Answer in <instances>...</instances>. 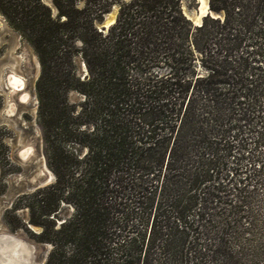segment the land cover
<instances>
[{
    "label": "trees",
    "instance_id": "obj_1",
    "mask_svg": "<svg viewBox=\"0 0 264 264\" xmlns=\"http://www.w3.org/2000/svg\"><path fill=\"white\" fill-rule=\"evenodd\" d=\"M81 1L52 0L55 12L44 0H0L41 66L38 123L55 181L33 193L40 213L30 206V223L52 245L45 264H206L220 255L221 264H264V213L250 201L264 180V0H210L224 17L200 26L181 0L122 1L107 32L97 24L117 0ZM195 51L217 58L208 77L188 75ZM160 67L168 72L155 74ZM193 81L220 90L216 118L231 121H216L215 139L202 131L208 168L159 204L150 225L145 199L171 197L182 177L174 163L189 143ZM219 149L221 158L208 153ZM62 203L73 213L57 227ZM22 207L18 198L13 210Z\"/></svg>",
    "mask_w": 264,
    "mask_h": 264
},
{
    "label": "rangeland",
    "instance_id": "obj_2",
    "mask_svg": "<svg viewBox=\"0 0 264 264\" xmlns=\"http://www.w3.org/2000/svg\"><path fill=\"white\" fill-rule=\"evenodd\" d=\"M122 1L128 3L131 0H117L112 4L110 11L104 15L103 21L97 24L101 31L107 32L112 25H109L110 23L107 24V21L110 19V14L112 15L115 13L114 21L116 22ZM44 2L50 5L56 12L52 0H44ZM79 5H83V0ZM218 5L221 6V0ZM198 7H200L198 0H181L182 13L195 26H200L204 23L205 18L208 16V14L203 16L201 22L198 23L200 25H196L197 23H195L193 16H195L194 13ZM213 14L214 15H212V13L209 14V17L220 19L224 17V13H221V11H213ZM208 25L210 29L216 31V23L208 20ZM214 60H217V58H209L205 55L203 58L202 53L195 51L194 68L196 72L192 74L188 71V75L201 78L208 77L209 74L212 73L211 68L216 65ZM81 63L82 62L79 60L77 61L79 73L84 76L86 71L84 66L80 70ZM40 72V61L33 47L22 38L21 34L9 24L5 16L0 12V235L11 234L19 238L22 242L33 246L32 251L35 264H45L49 252L52 249V245L47 242L39 241L36 237L45 227L30 223L31 213L33 212L30 206H34L32 208H34L36 214L40 213V205H38L36 198L33 197V193L55 181V175L53 174L52 176V174H50L51 178L46 184L41 185L38 189L29 188L30 183L34 181L35 175L41 171L40 168H42L41 166L44 163V159L46 161L42 130L38 123L39 101L36 83L40 76ZM153 72L155 74L164 75L168 72V69L166 67H160L155 68ZM8 76L9 80L7 83H10L13 77L22 78L25 83L24 89L13 91L9 88L6 83ZM214 81H216V79H214ZM197 83H201V81ZM193 84H195V81H193L192 87L189 90L190 95L188 94V98L191 97V94L192 98H195V110H193L194 113L192 114L191 122L188 123L190 128H188L189 131L187 134L189 136V143L185 154H182L183 158L180 159L178 157V160L176 159L174 163V167L176 168L175 172H180L182 177L177 175L178 177L175 176L170 183L172 188L175 187L177 189V191L175 189L170 192L173 193L171 197L170 195L165 196V194H161L156 195L153 199H145V215L148 217L150 225L153 215L155 214V209L159 204L164 201L166 203L168 202V204L173 202L175 198L179 196L178 194L181 190L186 188L185 183L187 179L191 181L195 174L204 173V170L208 168L206 165L207 159L203 158V151L206 149V153L208 146L202 141L203 137L200 136L202 131L205 132L208 138L215 139L217 130L214 129L218 128L216 121L220 125L230 123L231 121L226 117L216 118L219 113L217 112L215 104L212 103V99L215 101L220 99L221 96H218L220 90L210 89L205 93L201 90L197 91L196 88L194 89ZM202 86L205 88L206 84H202ZM21 97L27 98L25 99L27 101L23 102L20 99ZM71 99L76 101L77 96L72 94ZM224 106L226 107L223 103V107ZM172 142L173 140H171L169 144L167 143L168 150H170ZM167 144L165 143L162 149H164ZM31 150H34V152H31ZM24 151L27 152L22 155ZM84 152L85 151H83L82 154H84ZM208 153L221 158L222 152L221 149H219ZM44 178H46V175ZM263 182L261 185H255L256 192L250 200L251 205L254 206L259 213H264ZM18 198L21 200L23 207L14 211L13 207ZM61 208L62 210L59 213V217L55 218L57 220V227L73 213V206L70 204L62 203ZM140 215L142 216L141 213ZM138 218L139 217H137V219ZM220 220L221 218H219V221ZM146 222L147 220H145L143 226L139 227L140 233H144L145 230L147 231V228L149 231L150 225H148L149 222H147L146 225ZM220 224L219 222L218 225L221 226ZM148 236L149 234L147 232V237ZM202 238L204 239L202 241H205V244H207L209 240L205 237ZM165 257H171V255L167 254ZM218 257L219 258L213 260L208 257L209 260L206 264H221V255ZM169 262L172 264H180L178 261Z\"/></svg>",
    "mask_w": 264,
    "mask_h": 264
},
{
    "label": "bare ground",
    "instance_id": "obj_3",
    "mask_svg": "<svg viewBox=\"0 0 264 264\" xmlns=\"http://www.w3.org/2000/svg\"><path fill=\"white\" fill-rule=\"evenodd\" d=\"M208 12H209L208 0H200V12L195 16H193L195 23L197 24L200 23L202 17L206 15ZM114 14L115 13H113L112 15L110 14V19L107 21V24L109 23L111 24L112 22H114V18H115ZM8 80H9V76L7 77L6 83L8 82ZM7 86L11 88L13 91H17V90H23L25 83L22 78L13 77V79L10 80V83H7ZM26 152L27 151L22 152V155H24ZM5 238L6 237H0V264H26V261H28L29 259L28 257L29 249L27 248V244L21 241L10 240ZM20 249L24 252V254L20 253L21 252Z\"/></svg>",
    "mask_w": 264,
    "mask_h": 264
},
{
    "label": "water",
    "instance_id": "obj_4",
    "mask_svg": "<svg viewBox=\"0 0 264 264\" xmlns=\"http://www.w3.org/2000/svg\"><path fill=\"white\" fill-rule=\"evenodd\" d=\"M208 2H209V0H208ZM198 3L200 5V0H198ZM199 12H200V7H198V9H196L195 15L198 14ZM211 13H212V15H214L213 11L210 9V5H209V12L207 14H211ZM114 22H112L111 24H113ZM111 24H109V25H111ZM196 25H200V24H196ZM31 152H34V150H32ZM41 167H42V168H40L41 171H39V173L37 175H35L34 181L30 183L29 188L38 189L41 187V185L46 184L47 181L50 180V178H51L50 174H52V176H53V173L47 167V163H46L45 159H44V163L42 164ZM40 172H42V173H40ZM45 175H46V178H44ZM0 237H6L5 239L21 241V240H19V238H17L16 236H13L11 234H2V235H0ZM27 248L29 249V256H28L29 259H28V261H26V264H35L34 254L32 251L33 246L27 244Z\"/></svg>",
    "mask_w": 264,
    "mask_h": 264
},
{
    "label": "flooded vegetation",
    "instance_id": "obj_5",
    "mask_svg": "<svg viewBox=\"0 0 264 264\" xmlns=\"http://www.w3.org/2000/svg\"><path fill=\"white\" fill-rule=\"evenodd\" d=\"M20 99H21L23 102H26V101H27V100L24 99V97H21ZM20 251H21L20 253L24 254V252H23L21 249H20ZM21 256H22V255H21Z\"/></svg>",
    "mask_w": 264,
    "mask_h": 264
}]
</instances>
